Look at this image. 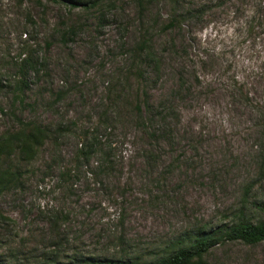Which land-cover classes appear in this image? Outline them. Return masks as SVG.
Listing matches in <instances>:
<instances>
[{
	"label": "rangeland",
	"instance_id": "rangeland-1",
	"mask_svg": "<svg viewBox=\"0 0 264 264\" xmlns=\"http://www.w3.org/2000/svg\"><path fill=\"white\" fill-rule=\"evenodd\" d=\"M0 165V264H154L264 220V0H0Z\"/></svg>",
	"mask_w": 264,
	"mask_h": 264
},
{
	"label": "trees",
	"instance_id": "trees-1",
	"mask_svg": "<svg viewBox=\"0 0 264 264\" xmlns=\"http://www.w3.org/2000/svg\"><path fill=\"white\" fill-rule=\"evenodd\" d=\"M25 68L34 67L32 60H24ZM27 65V66H26ZM27 72V71H25ZM24 72V73H25ZM27 74L23 75L25 79ZM25 86V81H21ZM41 130H38V132ZM88 154V152H87ZM6 174L0 165V190L6 185ZM226 242H241L246 245H256L264 242V220L252 222L241 220L231 225L225 224L214 230H200L194 234L188 243L174 249L165 257L157 260L154 264H203V258L219 244ZM71 264V263H69ZM72 264H150L137 259H91ZM153 264V263H152Z\"/></svg>",
	"mask_w": 264,
	"mask_h": 264
}]
</instances>
